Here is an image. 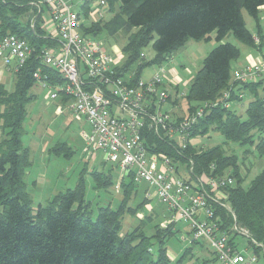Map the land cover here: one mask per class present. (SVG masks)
<instances>
[{
	"label": "trees",
	"instance_id": "obj_1",
	"mask_svg": "<svg viewBox=\"0 0 264 264\" xmlns=\"http://www.w3.org/2000/svg\"><path fill=\"white\" fill-rule=\"evenodd\" d=\"M34 1L0 0V35L16 34L37 49L57 47L58 40L49 38L41 29L39 16L30 23V17L37 11ZM105 1L110 18L82 24V30L84 34L92 35L104 31L113 35L121 30L128 35L122 49L126 59L117 69L121 76L128 75L129 65L138 61V67L131 73L132 80L140 78L139 72L145 65L156 62L158 67L160 62L171 58V54L187 40L209 39L210 33L215 32L217 45L204 57L190 83L189 101H214L230 85L231 61L238 57L239 49L231 42H221L229 32L242 43L261 44V35L257 31L255 34L260 42L254 43L242 10L258 24V13L264 0ZM84 9L87 16V7ZM149 40H152L155 58L144 62L140 47ZM35 56L28 58L14 72L15 81L10 90L0 86V128L4 132L0 139V264H169L166 243L174 233L176 222L162 226L154 224L153 234L146 235L143 225L146 219H152L153 214H149L141 217L139 224L130 231L121 234L122 204L118 208L98 207L97 214L92 217L80 183L74 189L57 192L45 204L32 207L23 181L25 167L30 164L29 149L21 144L25 106L35 97L31 88L36 84L33 74L37 69L41 78L47 75L49 83L62 80L40 62L37 53ZM232 85L234 90L229 100L241 102L249 94L243 117L236 113L233 105L209 109L188 129L184 149L174 140L150 133L143 136L152 151L163 153L172 161L191 162L192 177L205 174L233 178L231 185L222 188V203L229 209L213 203L214 218L221 229L229 230L235 224L245 230L243 236L248 240L247 248L257 255L260 249L264 253V169L244 186L245 175L239 171L235 154H228L222 144L201 148L188 142L189 137L213 130L223 136L225 145L228 142L250 145L258 156L264 154V96L258 95L260 89L264 90V76L257 82H233ZM238 90L245 94L241 99L235 96ZM62 99L66 101L64 97ZM194 110L191 106L189 113ZM249 150L245 149L244 155ZM128 176L131 178V174ZM93 177L99 186L109 187L113 183L109 173L95 170ZM132 183V178L130 183H123L122 202L125 194L132 190ZM127 210L136 214L138 209L127 207ZM189 231L191 233L190 227ZM192 242H199L206 248V243L201 240L192 238ZM188 248L177 261L183 259ZM212 259L216 261L214 255ZM204 263L202 260L196 264Z\"/></svg>",
	"mask_w": 264,
	"mask_h": 264
},
{
	"label": "built area",
	"instance_id": "obj_2",
	"mask_svg": "<svg viewBox=\"0 0 264 264\" xmlns=\"http://www.w3.org/2000/svg\"><path fill=\"white\" fill-rule=\"evenodd\" d=\"M93 3L95 5L90 8ZM42 5L47 7L49 15L46 35L58 40V46L37 49L16 34H3L0 35L1 65L15 72L37 53L40 62L62 80L49 83L47 75L41 78L37 69L33 74L36 83L50 91L46 98L64 97L74 120L86 124L87 128L80 135L86 151L92 149L89 154L102 151L107 160L122 171V176L131 174L134 183H147L156 199L168 209L166 223H186L193 239L205 242L220 264H256L257 255L247 247L242 249L233 237L234 234L243 235L245 230L235 224L229 230L221 229L214 218L213 203L229 209L222 203V188L231 185L233 178L205 174L192 177L191 162L185 163L186 176H182L178 169L183 164L152 151L143 135L150 133L174 140L184 149L188 129L205 112L218 105L229 108L240 102L229 100L234 90L233 82H257L262 78L264 54L257 61L234 69L230 85L219 98L204 102L192 113L173 120L159 109V104L167 98L166 91L160 88L162 81L171 83L163 65L158 66L149 80H132L131 73L121 76L117 69L119 58L107 53L100 41L84 34L82 24L104 18L105 0H37L31 24L40 15ZM85 6L87 16L84 15ZM252 39L255 44L260 42L256 34ZM141 57L144 58L143 53ZM244 95L240 90L235 91L238 99ZM56 111L61 113L62 106L57 105ZM149 195L150 192H146V197Z\"/></svg>",
	"mask_w": 264,
	"mask_h": 264
},
{
	"label": "rangeland",
	"instance_id": "obj_3",
	"mask_svg": "<svg viewBox=\"0 0 264 264\" xmlns=\"http://www.w3.org/2000/svg\"><path fill=\"white\" fill-rule=\"evenodd\" d=\"M94 5L95 3L90 4V8H93ZM107 8L108 6L103 9L105 19L111 16ZM242 11L246 27L251 33L259 32L262 42L259 48L248 45L237 40L229 32L224 41L231 42L239 49L238 57L231 61L230 74L235 67H239L245 63L244 61L247 58L248 52L254 54L264 53V8L258 13V24L245 10ZM42 16L46 18V21L48 20L49 15L46 9H43ZM40 24L43 26L46 22H43V24L40 22ZM258 25H260V28H258ZM89 35L100 41L106 52L112 57H116L119 55V52H122L128 36L121 30L113 35L108 34L106 31L100 32L97 35ZM214 36L215 32L213 31L210 33L209 39L189 40L187 42L188 45L184 44L185 47L173 53L172 58L160 62L166 74L169 73L173 78H177L175 85H170L163 80L160 86L161 89L166 91L167 98L159 104V109L171 115L173 120L187 115L191 106L197 109L202 104L189 101L187 95L190 83L201 67L205 55L217 45ZM140 51L144 54V62H149L155 58L152 40L141 46ZM120 59H122L121 61H125L126 59V55L123 52ZM156 65V62H153V64L142 67L139 72L140 78L149 80L158 68ZM137 67L138 61L131 63L128 72H134ZM2 79L6 88H12L13 85L9 82L11 78L7 81L4 74ZM38 85L35 84L32 87L35 97L26 104L25 115L21 123V144L29 149L30 161V164L24 170V189L32 199V207L35 209L38 204H45L57 192L68 188L74 189L80 183L83 187L84 200L89 202L92 210V217H95L97 214L98 207L109 205L112 208H118L122 204L123 207L120 206L123 217L120 229L121 234L130 231L134 226L139 224V221L143 217L149 214H153V217L150 220L146 219L143 225V231L146 235L153 234L154 224L161 226L166 224L169 218L167 208L156 199L155 192L152 188L148 187L147 183L133 182L132 190L125 194L124 202H122V187L125 185L118 183L122 176V171L115 163L107 160L104 152L94 151L92 154H89L92 149L86 151V144L80 135V132L87 128L86 124L74 120L68 112L58 113L56 111L58 99L44 98L48 90ZM258 95L264 96V90L260 89ZM249 100L250 97L247 93L243 101L233 105L237 114L242 117L245 115V109ZM3 135L4 132L0 128V139ZM223 141V136L218 131L213 130H209L204 135L189 137L188 139V142L192 146L201 148L222 144L227 149L228 154L231 152L235 154L239 164V171L245 175L243 182L245 186L253 176L264 169V154L258 156L257 152L250 145H239L233 142H228L225 145ZM245 149H250L247 155H244ZM181 163L183 165L179 167V173L185 174L186 162L183 161ZM95 170L109 173L113 183L109 187L97 185V181L93 177ZM124 176L123 182L130 183L131 178L128 175ZM146 192H150L148 197H146ZM127 207L138 209L137 213L132 214L131 211L127 210ZM192 238L189 226L183 221L176 222L174 233L170 235L166 243L169 259L171 260L169 264H196L202 260L205 261L204 264H220L212 260L213 254L209 252L211 250L208 247L206 249L199 242H192ZM236 240L242 249L249 246L247 238L243 235H237ZM185 248H188V253L181 261H177ZM256 264H264L262 249L258 251Z\"/></svg>",
	"mask_w": 264,
	"mask_h": 264
},
{
	"label": "crops",
	"instance_id": "obj_4",
	"mask_svg": "<svg viewBox=\"0 0 264 264\" xmlns=\"http://www.w3.org/2000/svg\"><path fill=\"white\" fill-rule=\"evenodd\" d=\"M37 1V0H36ZM36 1H34L33 2V4L34 3H36ZM264 8V6H261L260 7V10L261 9H263ZM43 9H46V11H47V13H48V10H47V7H45L44 5H42L41 6V13H40V22L43 24V22H46V18L44 17V16H42V12H43ZM105 13V12H104ZM104 18H105V16H104ZM30 19H31V17H30ZM39 22V23H40ZM245 22V21H244ZM31 23V22H30ZM40 26H41V24H40ZM45 28H46V26L43 24V26H41V29L45 32ZM253 34H255V32H253ZM191 40V39H190ZM189 40H187L184 44L185 45H188V42ZM221 42H224V39L221 41ZM261 42H262V38H261ZM182 45L181 47H179L178 49H180V48H182V47H185V45ZM260 46V45H259ZM259 46H257L258 48H259ZM177 49V50H178ZM177 50H175L173 53H175ZM173 53L171 54V58L173 57ZM264 53H252V52H248V54H247V58L245 59V63H243L242 65H240L239 67H235L234 69H237V68H240V67H242V66H244V65H246L248 62H250V61H257L258 59H259V57L261 56V55H263ZM121 55H122V52H119V55H117L116 57H118L119 59V63H121L122 61V59H120L121 58ZM207 55V54H206ZM205 55V56H206ZM170 59V58H169ZM231 67V66H230ZM233 69V70H234ZM6 75V80L8 81L10 78V80H9V82H11V85H13V83H14V81H15V74H14V72L12 71V69L11 68H6V67H3L2 65H1V62H0V86H4L5 87V83H3L4 81H3V79H2V77H3V75ZM167 75V77H168V79L170 80L169 82H171L170 83V85H175V83H176V81H177V78L175 79V78H173L172 76H170L169 75V73H167L166 74ZM125 76H127V74L125 75ZM172 81H173V83H172ZM37 84V83H36ZM38 86H40V85H38ZM41 88H44V87H42V86H40ZM6 88V87H5ZM6 89H8V88H6ZM11 89V88H10ZM10 89H8V90H10ZM34 89V88H33ZM44 89H46V88H44ZM48 90V89H47ZM31 92L34 94V92L32 91V88H31ZM50 91L48 90L47 91V93L45 94V96H44V98L48 95V93H49ZM35 95V94H34ZM56 99H58V104L57 105H61L62 106V109H63V111L62 112H68V113H70L71 114V112H70V110H69V108L68 107H66V101H64L63 99H62V97L61 98H56ZM86 129V128H85ZM69 148V147H68ZM70 149V148H69ZM184 172H185V174H181L182 176H186V171L184 170ZM125 176H121V178H120V180H119V182L118 183H120V181H121V183H125L126 184V182H123V178H124ZM167 208V207H166ZM167 211H168V209H167ZM169 213V212H168ZM143 217V216H142ZM236 238V237H235ZM206 248H207V246H206ZM208 251V250H207ZM210 252V251H209ZM211 253V252H210ZM213 260V259H212Z\"/></svg>",
	"mask_w": 264,
	"mask_h": 264
}]
</instances>
